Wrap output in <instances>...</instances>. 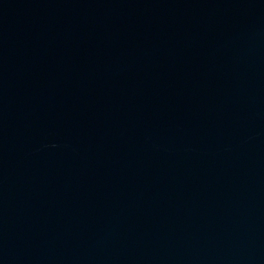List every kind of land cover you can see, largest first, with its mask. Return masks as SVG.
I'll list each match as a JSON object with an SVG mask.
<instances>
[{
    "label": "water",
    "instance_id": "water-1",
    "mask_svg": "<svg viewBox=\"0 0 264 264\" xmlns=\"http://www.w3.org/2000/svg\"><path fill=\"white\" fill-rule=\"evenodd\" d=\"M0 264H264V36L54 177L0 227Z\"/></svg>",
    "mask_w": 264,
    "mask_h": 264
}]
</instances>
